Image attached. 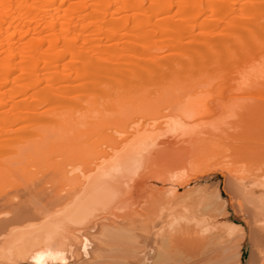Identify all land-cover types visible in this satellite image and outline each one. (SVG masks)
<instances>
[{"label": "bare ground", "instance_id": "1", "mask_svg": "<svg viewBox=\"0 0 264 264\" xmlns=\"http://www.w3.org/2000/svg\"><path fill=\"white\" fill-rule=\"evenodd\" d=\"M234 86L264 95V0H0V264H111L105 246L160 264L179 244L241 264L246 236L264 264V124L240 109L264 120L260 100L232 98L248 134L204 122Z\"/></svg>", "mask_w": 264, "mask_h": 264}, {"label": "rangeland", "instance_id": "2", "mask_svg": "<svg viewBox=\"0 0 264 264\" xmlns=\"http://www.w3.org/2000/svg\"><path fill=\"white\" fill-rule=\"evenodd\" d=\"M236 86H234V88H235ZM228 88V89H227ZM239 87H236L235 89H233V87H232V89L233 90H231V88H229V87H225V92L227 91V90H230V92L228 93V91H227V94L225 93H223L224 94V97L226 98L225 99V102L223 103V105H222V109H219V108H221V106L219 105V108L217 109V111L216 112H218L217 114L219 115V113L221 114V115H219V116H222V117H219V116H217V118L215 117V119H214V116H213V119L212 118H209V119H207L209 122H211V123H209V122H207V120H206V118H205V120L204 119H202V120H204V122L205 123H208L207 125L208 126H206V127H210V126H212V124H214V126H212V127H214V131H215V133H216V130H217V133L218 134H221V136H227V137H234V134H235V136H237L238 134H242V132H244V133H247L246 131H244V129H246L249 133L250 132H252V131H254L253 129H254V126H253V129H248V127H247V125L246 124H244V126H243V124L242 123H240V122H237V121H234V118L236 119V115H241L240 113H236V111H234L235 109L236 110H239V112H240V109L242 110V112H243V116H245L246 117V115H248L249 116V119L252 117V122H250L251 124L249 125V126H252L253 124H257V125H255L256 127H262L261 125H263L264 124V120H263V118H262V116L259 118L258 117V114L257 113H248V108L246 109V105L243 107V108H240V105L239 106H237L238 104H239V102L237 101L235 104H233L235 101H234V99H232L233 97H239V98H241V97H245V99H246V101L248 100H250L249 98L251 97H256V98H258V99H255V100H260V101H258V104H260V106H262L261 108H262V112L264 113V103H262L264 100H262V99H264V95L262 96L261 94H264V93H261L260 95L261 96H258V94L256 93V94H252V93H247V92H244V94L242 93V92H240L239 90L240 89H238ZM239 91L238 93L237 92H235V91ZM231 91H233V92H231ZM250 91V90H249ZM252 91H253V89H252ZM257 92V91H256ZM236 93V95L238 94V96H236V95H234ZM240 93H242V95L240 94ZM245 93H247V96L249 97L248 99H247V96H246V94ZM259 93V92H258ZM252 94V95H251ZM229 96H232V97H229ZM258 96V97H257ZM243 97V98H244ZM254 97V98H255ZM262 97V98H261ZM228 98H230L231 100H229ZM253 98V99H254ZM245 99H243V101L245 100ZM253 99H251V100H253ZM232 100H233V103H231L232 102ZM241 100H242V98H241ZM223 101V100H222ZM230 103H229V102ZM239 101H240V99H239ZM243 101H241V102H243ZM248 101H247V103H248ZM245 102V101H244ZM241 103L242 104V106H243V104H247L246 102L245 103ZM250 102V101H249ZM238 103V104H237ZM254 104V100L252 101V102H250V104L249 105H251V104ZM220 104H222V103H220ZM237 104V105H236ZM255 104L257 105V103L255 102ZM254 104V105H255ZM226 105V106H225ZM248 105V104H247ZM228 106V107H227ZM234 106V107H233ZM241 106V107H242ZM260 106H258V108L260 107ZM223 107H225V109L223 108ZM231 107H233V108H231ZM248 107V106H247ZM255 107V106H254ZM227 108H229L228 110H227ZM238 108H240V109H238ZM232 109H234V110H232ZM254 109V108H253ZM225 110H226V112H225ZM252 110V109H251ZM258 110V109H257ZM233 111V112H232ZM246 111V112H245ZM250 111V110H249ZM253 111V110H252ZM228 112H230V114L228 113ZM232 112V113H231ZM224 115H223V114ZM236 113V114H235ZM213 114H216V113H213ZM232 114V115H231ZM262 114V113H261ZM212 116V115H211ZM210 116V117H211ZM229 116H231L230 117V120H231V118H233L232 119V124L230 123V121H229ZM232 116H234V117H232ZM243 116H241V117H243ZM259 116H260V114H259ZM219 117V118H218ZM225 117V118H224ZM216 119H218V120H216ZM238 119H240V118H238ZM242 119V118H241ZM244 119V118H243ZM245 119H247V118H245ZM254 119L255 120H257V123H255V121H254ZM201 120V121H202ZM215 120L216 121H218V122H215ZM224 120V121H223ZM161 121V120H160ZM231 125V126H229V124L227 123V122ZM240 121V120H239ZM242 121H244V120H242ZM213 122V123H212ZM215 122V123H214ZM222 122H224V123H227V126L224 124V123H222ZM245 122H247V120L246 121H244V123ZM254 122V123H253ZM220 123H222V124H220ZM261 123V124H260ZM258 124H260V125H258ZM223 126V128H222V126ZM240 125H242L243 126V128H242V126H240ZM216 126V127H215ZM221 126V128L219 129V127ZM224 126H226V127H224ZM240 126V127H239ZM229 127V128H228ZM236 127H239V128H236ZM263 127H264V125H263ZM262 127V128H263ZM234 129V130H233ZM239 129V130H238ZM256 129V128H255ZM232 131V132H230V131ZM257 130H258V128H257ZM263 131H264V129H262ZM261 130V131H262ZM220 131V132H219ZM226 134H224V133ZM239 132V133H238ZM224 135H223V134ZM243 133V134H244ZM255 133H257L256 131H255ZM259 133V132H258ZM262 133V132H261ZM242 134V135H243ZM248 134V133H247ZM257 136V135H256ZM264 136V135H263ZM263 136H262V138H263ZM261 138V139H262ZM263 140V139H262ZM262 140L261 141H258L257 139H254L253 141H257L258 143H261V145H263L262 144ZM264 143V142H263ZM263 152L261 153V156H259V159H258V161L259 160H261V161H259V164L264 168V150H262ZM57 152V151H56ZM54 152V151H52V155L51 154H49V155H51V156H55V158H57L56 156H58L59 157V159H61L60 157H62V155L61 154H59V152ZM64 152V151H63ZM58 154V155H56V154ZM54 154V155H53ZM48 155V156H49ZM59 155H61V156H59ZM261 157H263V158H261ZM49 159L48 160H51V161H55L56 159H54V157H52V159H54V160H52V159H50L51 157L49 156L48 157ZM213 158V157H212ZM58 159V158H57ZM64 159V158H63ZM62 160V159H61ZM69 159H67L66 160V164H68L69 166L71 165V167L74 165V166H76L79 162L77 161L76 163L74 162V160H70V161H68ZM56 161H58V160H56ZM210 161H212V159L210 160ZM49 163H50V161H48ZM59 162H61L60 160H59ZM62 162H64V161H62ZM61 162V168H63L62 166H65V164H63ZM209 163H211V164H209V166L211 167V165H212V162H209ZM73 164V165H72ZM68 165H66V166H68ZM208 165V164H207ZM207 165H205V166H207ZM65 168V167H64ZM68 169H70L69 167H67ZM26 169V168H25ZM31 169H33V168H31ZM31 169H29V170H31ZM27 171H28V169H26ZM26 170H24V172L26 171ZM31 172V171H30ZM21 173H23V172H21ZM21 173H18L17 175H19V177H20V175H21ZM28 173H29V171H28ZM27 174V172H25V175L22 177L23 179H25V178H28V176L26 175ZM213 174V175H212ZM216 175V176H215ZM27 176V177H26ZM203 176V175H202ZM201 175H197V180H194V179H192L191 178V180H190V182L192 183V184H194L195 182L197 183V182H200V181H203L204 180V178L205 177H207V176H210V177H214V180H213V182H212V184H217V185H220V188H222V181H223V178H222V176L219 174V173H217V172H210L209 173V175H207V176H203L202 177ZM21 180V179H20ZM220 183V184H219ZM144 197L145 196H148V193H147V195H143ZM141 197V199L138 197V200H136L137 198H135L134 199V203H131L130 204V202H129V204L131 205L130 207H132L131 209H133V210H136V209H139L140 207H141V205H142V203H143V201L145 200V198L144 197ZM117 197H119V196H117ZM117 197L115 198L116 199V201L118 200L117 199ZM120 198H121V196H120ZM120 198H119V200H120ZM143 199V200H142ZM131 200H133V199H131ZM131 200H129V201H131ZM141 201L140 203H137V201ZM115 200H114V202H111V203H114V205L112 204V206H111V208H109L110 209V211H108V212H110L111 213V209H112V207H114L115 208V211H114V213L116 212V211H118L120 208H122V207H124V208H122V209H125V208H127L126 206H129V204H128V202H126V204L127 205H125L124 203L125 202H120L119 204H118V201H117V203H116V205L118 204V205H122V207H118V205L115 207V202H116ZM136 201V202H135ZM137 203V204H136ZM136 205L137 207H139V208H137V207H133L134 205ZM111 205V204H110ZM133 205V206H132ZM114 208H113V210H114ZM117 208V209H116ZM130 209V212H132V210ZM112 210V211H113ZM128 210V209H127ZM120 211H122V212H125V213H127L128 211H125V210H121L120 209ZM120 211H118V213L120 214L121 212ZM130 212H128L127 214H129ZM109 214V213H108ZM116 214V213H115ZM110 215H113V213L112 214H109V216ZM117 216H118V218H115L114 217V215L112 216V218L114 217L115 219H119L120 220V216H121V214L120 215H118L117 214ZM124 216H126V215H124ZM122 217H123V215H122ZM115 219H112V220H115ZM130 220V219H129ZM225 221H229V222H232V223H235V224H237V225H241V226H243L244 227V229H245V231H246V234L248 235V228H247V225L245 224V222H244V220H243V218L239 215V214H236L235 212H234V210L232 209V208H228V215H227V217H226V219L225 220H221L220 221V223H224ZM167 233V232H166ZM165 232H164V235L166 234ZM168 234V233H167ZM163 235V234H162ZM163 237H165L166 238V236H163ZM248 236H246V238H245V240L243 241V244H242V248H241V251H240V253H241V264H246V261H247V257H248V255H249V251H250V241H249V239L247 238ZM111 238V237H110ZM117 238H119V237H117ZM162 238V237H161ZM164 238V239H165ZM101 239H104V238H101ZM108 239V238H107ZM113 239V238H112ZM111 239V240H112ZM124 239V238H123ZM127 239V238H126ZM126 239H124L125 241H126ZM163 239V240H164ZM109 240V239H108ZM110 240V242L112 243V244H110V242H108V243H106V240L104 239V241L103 240H101L102 241V245L103 246H105V243H106V245L107 246H109V245H111V249H113L116 245H115V243H117V244H124L123 243V241L124 240H121L122 241V243H121V241H119L120 240V238L117 240L116 239V237H115V239H113V240H117V241H119V243L118 242H114V244H113V241H111ZM129 241V240H128ZM131 242V241H130ZM126 242V246H125V248L128 246V248L129 247H134V245H135V243H134V245H132L131 246V244L133 243V242ZM160 242H161V244H163L164 242H165V240H164V242L163 241H161L160 240ZM163 242V243H162ZM175 242H177V241H174L173 242V244H175L176 245V243ZM179 242V241H178ZM104 243V244H103ZM179 243H181V242H179ZM129 244V245H128ZM182 244V243H181ZM115 245V246H114ZM121 245H117V247H118V249L120 248V246ZM164 245H167V243H165ZM163 245V246H164ZM177 246H178V248H177ZM176 246V250L174 251V252H172V253H169V255H167V256H165L164 254H160V255H158L157 256V258H156V261H157V263H160V264H219V263H221V264H227V263H229V264H233L234 262H235V257L234 256H231V257H229L230 255H227L226 253V255L224 254V256H223V258H220V259H218L217 261H213V259H212V256H213V253H210V252H204V251H202L201 253H199V255L198 256H193V257H187V260L186 261H184L183 263H182V260H185L186 259V257H185V259H184V255H183V249H181V245L179 244V245H177ZM179 246H181V247H179ZM117 247H115V248H117ZM124 247V246H123ZM122 246H121V251L120 250H118V249H116V250H118V252L121 254V255H123L122 256V258L118 255V252L117 251H115L114 250V252H112V250H110V249H108V248H106V246H105V248H104V251H105V249H107L106 251H108V252H106V253H104V251L102 252V258H104L105 257V259H107V260H109V258L110 259H112L113 261H111V260H109V262L112 264V262H114L113 264H124V259L123 258H125L126 256H128V253H125V254H127L126 256H125V254L123 253L122 254V252L123 251H125V249L123 248ZM164 247H166V246H164ZM172 247H175V246H173L172 245ZM122 248L124 249V250H122ZM127 248V249H128ZM177 249L178 250H182L181 252L180 251H177ZM171 250V249H170ZM172 250H173V248H172ZM191 252V251H190ZM249 252V253H248ZM107 253H109L110 254V256H109V254L107 255ZM116 254V258H114V255ZM206 254V255H205ZM212 254V255H211ZM205 255V256H204ZM211 255V257H209ZM107 257V258H106ZM129 257V256H128ZM224 257H226V258H224ZM228 257V258H227ZM119 258V259H118ZM183 258V259H182ZM232 258H234V259H232ZM105 259H104V262H105ZM188 259H192V260H188ZM204 259V260H203ZM227 259H229V261L227 260ZM103 260V259H102ZM106 260V262H108ZM115 261H116V263H115ZM120 261H121V263H120Z\"/></svg>", "mask_w": 264, "mask_h": 264}]
</instances>
